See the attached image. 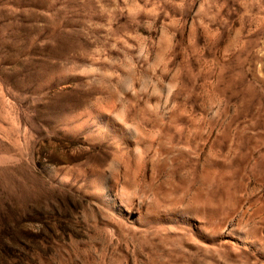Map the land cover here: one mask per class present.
<instances>
[{"label":"rangeland","instance_id":"1","mask_svg":"<svg viewBox=\"0 0 264 264\" xmlns=\"http://www.w3.org/2000/svg\"><path fill=\"white\" fill-rule=\"evenodd\" d=\"M0 264H264V0H0Z\"/></svg>","mask_w":264,"mask_h":264}]
</instances>
